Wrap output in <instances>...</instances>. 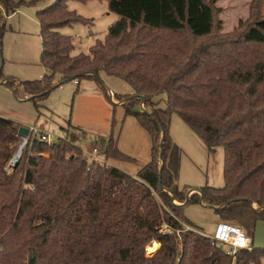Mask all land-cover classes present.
<instances>
[{
    "label": "trees",
    "instance_id": "16d2710c",
    "mask_svg": "<svg viewBox=\"0 0 264 264\" xmlns=\"http://www.w3.org/2000/svg\"><path fill=\"white\" fill-rule=\"evenodd\" d=\"M43 1L0 0L1 78L8 18ZM70 1L93 0H54L36 13L43 78H5L4 84L39 111L70 78L102 89V76L124 81L134 95L117 99L151 136V161L133 177L106 163L89 164L83 150L67 140H35L8 174L20 128L0 118V264H21L28 250L30 264H264V249L230 256L225 246L184 232L182 224L195 226L184 216L193 204L214 209L250 238L264 220V0L255 21L241 24L232 37L219 34L214 1L98 0L119 20L104 40L78 55L72 37L60 30L90 20L70 11ZM141 103L144 109L135 111ZM173 113L209 150L224 149V187H202L190 195L194 188L180 189L182 151L170 134ZM104 157L130 160L114 134ZM152 242L160 248L147 250L154 254L147 257Z\"/></svg>",
    "mask_w": 264,
    "mask_h": 264
},
{
    "label": "rangeland",
    "instance_id": "374dc122",
    "mask_svg": "<svg viewBox=\"0 0 264 264\" xmlns=\"http://www.w3.org/2000/svg\"><path fill=\"white\" fill-rule=\"evenodd\" d=\"M207 1H214V6L219 9L216 17L217 21L222 22V30L219 34L225 37L227 35L236 36L241 24L247 26L258 17L259 0ZM53 2L54 0H46L35 7H24L6 22L2 38L4 63L3 77H0V118L14 122L20 130L36 127L52 137L53 143H57L60 139L69 141L83 150L89 164L94 162L90 156L93 150L97 149L99 163H106L110 167H116L136 177L139 171L151 161L153 143L151 136L138 120L126 114V109L122 106L123 101L117 99V96L129 99L134 95V90L129 84L106 76H102L105 89L89 80L82 81L80 86L69 82L52 92L42 103L39 111L32 101L18 100L14 90L4 84L6 77L24 82L41 80L45 75L44 68L40 65L42 39L36 13ZM67 6L70 11L90 20L87 25L78 24L60 30L61 34L72 37L75 45L73 55L88 51L97 40H104L109 28L119 20L118 15L109 11L108 3L105 1L93 0L87 4L70 1ZM260 13L264 16V3ZM105 94H108L112 101ZM19 96H24L23 92L20 91ZM163 99L161 107L165 108L166 98L163 97ZM142 109H144V103L135 108V111ZM111 134L118 139V148L121 153L130 160H105L106 143ZM170 134L172 140L182 151L178 179L180 189L194 188L189 193L190 195L197 193L198 188L202 187H224L223 148H217L215 151L209 150L177 113L171 116ZM22 138L20 134L12 157L6 164L5 170L8 174H12L17 167L15 166L16 156L19 149L24 147ZM27 148L28 145L23 148L22 155ZM48 155L46 153L45 157ZM175 204L181 205L177 202ZM184 214L186 219L195 224L191 227L183 221L184 232L194 231L208 237L210 241L214 238L221 221L214 209L193 204L185 208ZM222 222L246 232L235 223ZM163 229L165 232H170L166 225H163ZM261 232L264 234V220L257 222L253 233L255 248L264 249V241L259 237ZM177 234L180 235V232ZM259 240H262L263 244ZM153 244L157 246L154 250L151 248ZM159 248L160 244L152 242L146 248V256L154 255L149 256L147 250L154 252ZM31 256L32 252L28 250L21 264H30Z\"/></svg>",
    "mask_w": 264,
    "mask_h": 264
},
{
    "label": "built area",
    "instance_id": "2783aa9c",
    "mask_svg": "<svg viewBox=\"0 0 264 264\" xmlns=\"http://www.w3.org/2000/svg\"><path fill=\"white\" fill-rule=\"evenodd\" d=\"M75 84H78L77 81H74ZM28 134L26 136L22 135L24 147L29 145L30 142L37 140L39 142L47 143L53 145L52 137L44 134L36 127L27 128ZM23 147V148H24ZM93 161H100L98 158V150L94 149L92 155L90 156ZM212 245L218 246L223 245L226 248L227 254L230 256H236L237 253L244 249L251 251L253 249L251 244V239L244 230L239 228H234L227 225L226 223L219 222L214 238H211Z\"/></svg>",
    "mask_w": 264,
    "mask_h": 264
},
{
    "label": "water",
    "instance_id": "95a60500",
    "mask_svg": "<svg viewBox=\"0 0 264 264\" xmlns=\"http://www.w3.org/2000/svg\"><path fill=\"white\" fill-rule=\"evenodd\" d=\"M74 80H75L74 78H70L69 80L63 82L62 85L67 84V83H69V82H74ZM20 134L26 136V135L28 134V130H27V128H23V129H21V130H20ZM22 151H23V147H21V148L19 149V153H18L17 156H16L17 159H16V161H15V166H17V165L19 164L20 158H21V156H22Z\"/></svg>",
    "mask_w": 264,
    "mask_h": 264
},
{
    "label": "crops",
    "instance_id": "0c3cea01",
    "mask_svg": "<svg viewBox=\"0 0 264 264\" xmlns=\"http://www.w3.org/2000/svg\"><path fill=\"white\" fill-rule=\"evenodd\" d=\"M10 19V18H9ZM9 19L7 20V21H9ZM88 51H86V52H84V53H87ZM45 71V70H44ZM7 78V77H6ZM5 81V80H4ZM92 82H94V81H92ZM74 83V82H73ZM96 83V82H95ZM77 85H81V82L80 83H78ZM98 85V84H97ZM106 146H107V143H106ZM220 222H222V220L220 221ZM264 234L261 232V233H259V237H261V239L264 241ZM251 239V244H252V247H254L255 248V246H254V243H255V240L253 239V238H250ZM262 240H259V241H261L262 242V244H263V241ZM264 245V244H263Z\"/></svg>",
    "mask_w": 264,
    "mask_h": 264
},
{
    "label": "bare ground",
    "instance_id": "6f19581e",
    "mask_svg": "<svg viewBox=\"0 0 264 264\" xmlns=\"http://www.w3.org/2000/svg\"><path fill=\"white\" fill-rule=\"evenodd\" d=\"M156 247H157L156 244H153V245L151 246L152 249H154V248H156Z\"/></svg>",
    "mask_w": 264,
    "mask_h": 264
}]
</instances>
